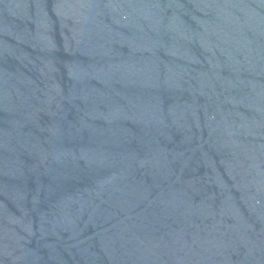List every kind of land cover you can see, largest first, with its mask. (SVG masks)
I'll use <instances>...</instances> for the list:
<instances>
[{"label": "water", "instance_id": "95a60500", "mask_svg": "<svg viewBox=\"0 0 264 264\" xmlns=\"http://www.w3.org/2000/svg\"><path fill=\"white\" fill-rule=\"evenodd\" d=\"M0 264H264V0H0Z\"/></svg>", "mask_w": 264, "mask_h": 264}]
</instances>
